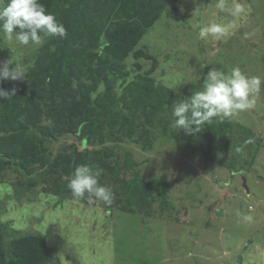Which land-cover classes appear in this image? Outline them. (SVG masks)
I'll return each instance as SVG.
<instances>
[{"label":"rangeland","instance_id":"rangeland-1","mask_svg":"<svg viewBox=\"0 0 264 264\" xmlns=\"http://www.w3.org/2000/svg\"><path fill=\"white\" fill-rule=\"evenodd\" d=\"M56 1L62 5L66 0ZM216 2L176 0L164 8L136 45L151 58L130 55L122 61L128 73L125 86L115 88L124 96L114 108L146 124L141 105L136 111L122 110L123 100L140 97L139 89L127 84L131 78H147L140 79V89L163 85L187 98L202 87L208 71L232 67L261 78V93L251 97L255 106L222 121L213 118L216 127L223 125L224 138L201 140L202 149L211 146L209 157L195 149L185 131L163 122L162 114L146 117L150 127L139 126V139L127 134L125 121L122 129L116 125L111 140L88 139L85 145L78 141L79 125L62 136L43 132L51 122L45 129L31 127L25 133L33 144L42 142L38 155L43 161L33 163L35 169L0 168L4 241L42 235L47 264H264V0H240L246 15L237 20L218 11ZM211 20L237 26L220 41L199 39L195 25ZM42 46L12 47L0 35V64L19 59L29 70ZM16 81L0 80V86ZM100 88L97 94L108 100L109 94ZM4 133L1 129L0 135ZM93 157L104 162L99 183L114 193L110 205L87 194L75 199L68 188L75 167ZM128 181L134 183L125 194ZM130 195H135V206L127 202ZM245 215L252 221L243 220Z\"/></svg>","mask_w":264,"mask_h":264},{"label":"trees","instance_id":"trees-1","mask_svg":"<svg viewBox=\"0 0 264 264\" xmlns=\"http://www.w3.org/2000/svg\"><path fill=\"white\" fill-rule=\"evenodd\" d=\"M175 1L66 0L61 5L56 0H39L46 11L53 13L58 20L62 16L59 21L65 26L67 35L64 38H45L34 65L26 74L25 82H9L0 86L6 91L15 89V95L8 99L0 97V130L5 131L0 135V168L14 165L22 169H35L33 163L43 161V157L38 155L42 142L33 144L25 132L31 127L45 129L47 122L53 126L43 132L49 134L53 131L59 136L79 125L77 136L81 145H85L88 139L98 143L111 140L109 136L115 137L112 132L116 125L122 129L125 121L129 127L127 134L139 139L142 137L141 127L149 130L146 121L148 115L162 114L160 119L163 122H171L174 102L170 100L176 98L179 101L183 97L163 85H157L154 89L143 85V89H140L138 84L141 80L146 82L147 78L139 74L127 84L139 89L137 95L140 97L135 96L131 102L123 100L122 110L128 108L136 111L141 105L142 121L146 124L125 118L114 107L124 96V91L120 94L115 91L117 86L124 83L123 79L128 73L122 61L130 55L135 59L151 58L152 55L136 48V45L164 8ZM104 43L107 46L103 48V54H99ZM100 87L109 94L108 100L97 94ZM161 103L163 107H160ZM214 122L203 125L198 132L194 130L193 134L186 133L187 139L195 142V149H201L207 157L212 151L211 146L202 149L201 140L211 141L215 136L219 140L224 138L223 125L216 127ZM133 123H137L136 129L131 128ZM224 125L225 128L230 127L227 123ZM8 129L12 131L10 134L6 131ZM162 130L166 131V128L162 126ZM52 136L55 137L54 134ZM169 136L175 137L174 134ZM84 161L104 172L102 160L93 157L90 162ZM133 183H124L125 194L131 193ZM134 196L130 195L131 200L127 202L135 206ZM5 229L0 223V264H47L48 247L42 235L24 234L6 242Z\"/></svg>","mask_w":264,"mask_h":264},{"label":"clouds","instance_id":"clouds-1","mask_svg":"<svg viewBox=\"0 0 264 264\" xmlns=\"http://www.w3.org/2000/svg\"><path fill=\"white\" fill-rule=\"evenodd\" d=\"M215 7L220 12H226L234 18L240 19L246 15V8L240 0H217ZM235 22L224 24L211 20L206 24L195 25L198 28V38L216 41L222 40L230 30L236 28ZM0 35L12 47L41 46L46 37L64 38L66 28L56 16L47 12L39 0H0ZM101 45L99 54H103ZM10 65H13L10 67ZM28 65L19 59H8L0 64V80H23L28 71ZM203 67V66H202ZM262 81L258 76H248L239 67H232L226 71L213 68L204 77L202 87L192 94L174 102L171 110V127L184 130L188 134L200 131L213 118L222 121L238 112L250 110L255 106L251 98L253 94L261 93ZM15 95V89L0 88V97L8 99ZM239 151V149H237ZM101 171L93 169L87 164L77 165L68 181V188L75 199H83L86 194L106 205H110L114 193L109 187L99 183ZM238 216L242 214L237 212ZM247 222L251 216H242ZM65 260V259H64ZM66 264H69L66 261Z\"/></svg>","mask_w":264,"mask_h":264}]
</instances>
